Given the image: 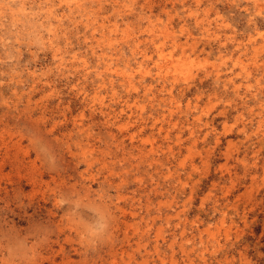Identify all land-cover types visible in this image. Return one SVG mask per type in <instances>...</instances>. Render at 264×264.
I'll return each instance as SVG.
<instances>
[{
  "label": "clouds",
  "instance_id": "1",
  "mask_svg": "<svg viewBox=\"0 0 264 264\" xmlns=\"http://www.w3.org/2000/svg\"><path fill=\"white\" fill-rule=\"evenodd\" d=\"M0 264H264V0H0Z\"/></svg>",
  "mask_w": 264,
  "mask_h": 264
}]
</instances>
